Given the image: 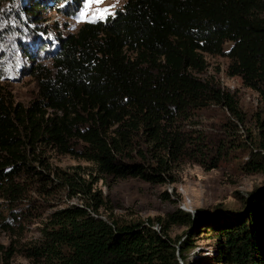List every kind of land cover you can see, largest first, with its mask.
Returning a JSON list of instances; mask_svg holds the SVG:
<instances>
[{
  "label": "trees",
  "instance_id": "obj_1",
  "mask_svg": "<svg viewBox=\"0 0 264 264\" xmlns=\"http://www.w3.org/2000/svg\"><path fill=\"white\" fill-rule=\"evenodd\" d=\"M43 1L24 5L21 22L35 21ZM61 1L51 2L57 8ZM263 11L264 0H126L104 20L57 38L51 68H30L38 97L29 105L0 88V199L7 203L0 204V229L21 232L13 225L32 216L35 201L17 208L28 178L46 197L62 191L80 200L50 212L39 238L6 249L4 264L16 254L32 264H188L198 225L216 240L207 264H264V185L242 210L220 209L218 217L177 208L126 220L105 215L108 201L89 168L51 166L43 154L55 149L92 162L97 174L162 184L174 181L180 163L214 169L243 147L236 167L264 174L262 130L242 139L231 119L224 136L193 126L210 104L244 120L233 93L194 75L205 70L203 53L226 55L227 73L264 96ZM172 224L187 227L181 241L169 236Z\"/></svg>",
  "mask_w": 264,
  "mask_h": 264
},
{
  "label": "rangeland",
  "instance_id": "obj_2",
  "mask_svg": "<svg viewBox=\"0 0 264 264\" xmlns=\"http://www.w3.org/2000/svg\"><path fill=\"white\" fill-rule=\"evenodd\" d=\"M36 0H4L0 8V88L8 92L14 102L23 106L38 97V82L30 70L31 67L51 68L50 55L57 48L56 40L75 33L84 23L104 20L121 8L126 0H65L57 8L53 0H44L33 22H21V9L24 5H33ZM264 16V11L262 12ZM44 30V31H43ZM231 43H226L227 50ZM26 47L33 61L27 58ZM42 47V48H41ZM45 47V48H44ZM38 50L39 53L33 52ZM206 61L202 73H194L201 79L212 80L228 89L237 99L243 116V123L235 122L224 106L210 104L199 111L193 126L205 131L209 137L214 133L224 136L223 123L231 119L234 129L244 139L247 130L254 133L262 130L264 140V96L247 87L239 76L227 73L230 63L226 55L203 53ZM234 123V124H233ZM236 125V126H235ZM247 150L239 147L234 158H229L214 169L206 170L202 166L183 162L175 168L174 181L154 184L137 177L117 178L107 174H97L93 163L84 159L61 154L55 149L44 148L43 154L51 166L70 169L74 166L89 168L96 177L95 188L105 195L109 208L105 215L114 214L126 220L145 221L149 217H166L177 208L195 214L197 211L220 215V209L226 211L242 210L247 195L264 185L263 173H245L236 167L239 159H244ZM34 179V178H33ZM25 199L17 201V208L27 200L35 201L32 216L22 221V227L13 225V230L0 229V264H4V252L11 245L20 246L40 237V227L50 212L69 203H80L77 197L69 198L62 191L46 197L37 191L35 182L25 180ZM6 205L3 199L0 204ZM204 216V213H201ZM157 228L158 226L155 225ZM198 225L193 241L195 246L187 253L188 264H207L215 254L216 240L210 228ZM13 229V228H12ZM187 229L185 225L172 224L169 236L179 241ZM11 264H32L28 259L16 254ZM217 264V263H214Z\"/></svg>",
  "mask_w": 264,
  "mask_h": 264
}]
</instances>
